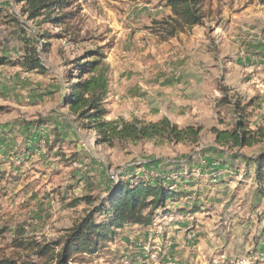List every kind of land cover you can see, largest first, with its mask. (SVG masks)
I'll return each mask as SVG.
<instances>
[{"label":"rangeland","instance_id":"374dc122","mask_svg":"<svg viewBox=\"0 0 264 264\" xmlns=\"http://www.w3.org/2000/svg\"><path fill=\"white\" fill-rule=\"evenodd\" d=\"M74 1L79 14L70 30L61 32L39 19L28 20L19 0H0V58L17 63L24 53V34L43 67L40 73L0 66V262L55 264L51 255L59 253L68 230L99 201H105L108 189L118 180H146L143 170L145 174L154 172L184 197L167 204L169 216L155 213L151 228L157 229L151 237L139 241V231L123 229L95 254L77 255L70 264H140L143 260L152 264L141 253L140 246L146 244L161 250L160 264H210L219 254L231 259L237 256L245 264H264L260 261L264 181L258 184L254 166L242 159L263 154L264 140L237 149L216 144L210 132L211 128L231 130L238 118L250 130L263 123L264 0H214L216 7L214 2L206 3L205 25L186 33L189 41L165 43L160 27L153 24L164 20L156 15L163 12V0ZM232 26L236 40L229 39L225 52L220 49L223 67L210 68L209 75L200 74L190 63L192 67L177 69L179 53H203L195 45L202 32L215 36L217 27L226 30ZM43 34L48 35L46 41L40 40ZM44 42L49 45H42ZM92 51L104 55L107 120L124 119L138 103L115 99L120 85L125 88V84L111 77L113 71L117 77L129 72L137 81L140 74L151 80L154 72L164 70L175 88L187 83L191 92L199 94L198 99H205L197 100L195 107L189 106V95H182L184 103L181 96L172 102L178 109V127L189 126V113L196 114L203 128L199 142L123 148L96 145V137L81 129L64 101L75 65ZM209 56L220 57L216 53ZM142 65L149 69L138 73ZM220 87L229 90L228 103H219ZM142 165L147 167L138 169ZM82 197L93 198L94 205L72 206ZM190 208L197 210L192 217L178 215ZM94 218L97 223L106 221L102 214L95 213ZM18 241L48 245L53 253L37 256L18 247Z\"/></svg>","mask_w":264,"mask_h":264},{"label":"trees","instance_id":"16d2710c","mask_svg":"<svg viewBox=\"0 0 264 264\" xmlns=\"http://www.w3.org/2000/svg\"><path fill=\"white\" fill-rule=\"evenodd\" d=\"M163 1L171 15L160 22H153L155 26L160 27L162 41H167L193 27L202 26L204 0ZM19 3L22 4V15L28 20L39 19L41 24L48 23L61 32L69 31L71 24L79 14V6L74 0H19ZM21 37L24 47L22 58L17 63L0 58V66L9 64L18 66L25 72L42 73L43 67L36 58V50L31 40L24 34ZM47 37V34H43L40 40L46 41ZM42 45L49 44L44 42ZM84 55L85 57L75 65V73L70 74L64 101L68 110L80 123L81 129L95 133L96 145L123 148L128 145L137 146L145 143L156 147L196 145L199 142L203 131L201 126L179 128L167 118L157 122L138 118L107 120L108 110L105 107V99L108 93V80L103 62L104 55L99 51L86 52ZM228 91L225 87L219 88L222 94L220 104L228 103L226 97ZM231 127V130L210 129L216 144L240 149L253 147L264 140V118L263 123L255 130H250L248 123L242 118H238ZM242 159L246 165L254 166L255 181L261 184L264 181V153L253 159L245 157ZM145 167L147 166L142 165L138 169ZM168 188V186H163L159 176L146 180L136 178L129 182L118 180L108 189L106 200L99 201L80 222L68 230L59 253L51 255L55 264H70L77 255L95 254L101 245L113 241L118 235L117 232L126 226L151 227L155 213L158 211H161L164 217L169 216L170 212L166 210L167 204L177 202L185 194ZM81 203L90 207L94 205L95 200L91 197H82L76 199L72 206ZM196 212L194 208L178 211L179 215L184 217ZM95 213L105 215L106 221L97 223L94 218ZM17 246L37 256H47L53 253V248L48 245L40 246L35 242L18 241ZM0 264L16 263L3 261Z\"/></svg>","mask_w":264,"mask_h":264},{"label":"crops","instance_id":"0c3cea01","mask_svg":"<svg viewBox=\"0 0 264 264\" xmlns=\"http://www.w3.org/2000/svg\"><path fill=\"white\" fill-rule=\"evenodd\" d=\"M212 2H214V7H216L214 0H212V1L211 0H204V4L202 7V11H203V15H204L203 25H205V20L207 19V15H208L203 10L204 6L206 3L210 4ZM222 13H225V10L222 11ZM156 15L160 16L161 19H162V17L164 19H166L167 17H169L171 15V13H170V10L168 8L164 7L163 12L162 13L156 12ZM232 17H236V14L232 15ZM157 18H155V19L157 20ZM198 27L199 26H196L190 30H186L184 33H179L175 37L170 38L167 41H163V43L168 42V41L173 42V41H176L177 39H180V40H186L187 39L189 41V38H187L184 35L186 33H189V32L195 33V31H197ZM216 31H217V34H215V36H210L207 33L205 34L204 32L201 33V36H200L201 40H199L200 42H197L195 45L197 48L200 47L201 50L203 51V53L201 54L202 56L199 55L198 52L195 56H193L194 55L193 50H190V52L188 53L190 56L193 57L190 59L186 56V55H188L187 52L179 53L178 55L180 57L178 58L177 69L180 66L187 68V66L192 67V65H194L200 69L199 70L200 74H203V73H208L210 68L223 67V59L224 58H223V54L220 55V53H221L220 49H222L223 52H225L226 45L228 43H230L229 39L231 41H234L233 39L236 40L237 31H235L233 26L231 28L226 29V30H222L221 28L217 27ZM226 33H228V34H226ZM217 36L219 38H214ZM213 39H215L214 42H213ZM213 43H214V46H213ZM212 47L213 48L214 47L219 48V50L216 48L217 52H215L216 54H219V56H220L219 58H210L212 56H209V55H211V54L215 55V53L212 51V49H213ZM189 63L192 65H189ZM139 67H140V69L138 68V73L139 72L144 73V70L149 69L148 66L142 65ZM141 69L143 71H141ZM175 72H179V70H176ZM185 73L186 72L184 71L183 74H185ZM112 74H114V75H111V77H116L114 80H118L121 82V84H125V88L120 85L121 89L119 88V90H117L119 92H117V94L115 95V99H117L118 97L119 98L121 97L122 99L124 98L126 100V102L129 104L133 103L132 101L138 102L137 105H135L136 107L133 108L132 114H129V115L126 114L123 117L125 120L126 119L128 120V119L134 117V118H138V119H145V120L150 121V122H157L163 118H167L170 122L177 125V123L179 122V119H177V117H179L178 116V109L176 107H174V105H173V104H175V101L178 98L177 96H181L180 98H183V96H184V98H186V96L189 95V106H191V107L197 106L196 103L199 102L197 100H200V99L205 100L203 97L198 99L199 94H196L195 92L194 93L191 92V90L189 89V85L187 83H185L183 85V88L181 86H179V88H175L174 85H172V82L171 81L169 82L166 79L167 76L164 74V70L159 71L157 73L154 72V76L151 77V80L147 79L146 76L144 78L143 74L138 75L137 81L135 79L132 80L133 76L131 74H129V72L126 74H121L119 77H117L115 75L114 71ZM207 75H209V73ZM123 89H125V92L123 91ZM216 96H217V94H216ZM184 98L182 100L183 103L185 101ZM172 102H173V104H172ZM205 102L206 101H204L203 104H205ZM189 126H201L202 127V124H201L200 120L197 118L196 114H190L189 113ZM179 128H181V127H179ZM89 133H91V135H93V137H96L94 132H89ZM179 199H182V198H179ZM185 210H189V209H185ZM189 216L192 217L193 215H189ZM189 216H187V217H189ZM128 229L130 231H139L137 234L142 235V237H140L139 241H144L143 238L146 239V238L151 237L152 233L157 228H155V226H154V228H151V227L142 228L139 226H126L124 228V230H127V231H128ZM146 245H148V244H146ZM143 247L144 246H140L141 249ZM142 251L143 250H141V253H142ZM234 258H237V256H235Z\"/></svg>","mask_w":264,"mask_h":264},{"label":"built area","instance_id":"2783aa9c","mask_svg":"<svg viewBox=\"0 0 264 264\" xmlns=\"http://www.w3.org/2000/svg\"><path fill=\"white\" fill-rule=\"evenodd\" d=\"M39 143L42 144V140H39ZM142 173L144 174V177L148 178V179H153L155 177H157V175L154 172H148L147 174H145V171L142 170ZM163 186H166L163 183ZM169 190H175L173 187L168 186ZM142 254L145 257V259H149L150 262L152 264H160L158 261L159 255L161 250L159 248H150L149 245H146L142 248ZM250 261V260H249ZM260 261L263 262L264 261V251L263 254L260 257ZM146 260L141 261V264H146ZM212 264H245L242 260H239L238 258H229L226 254H219L218 259L213 260L211 262ZM210 263V264H211Z\"/></svg>","mask_w":264,"mask_h":264}]
</instances>
